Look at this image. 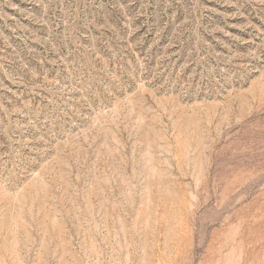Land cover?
<instances>
[{"label": "rangeland", "instance_id": "1", "mask_svg": "<svg viewBox=\"0 0 264 264\" xmlns=\"http://www.w3.org/2000/svg\"><path fill=\"white\" fill-rule=\"evenodd\" d=\"M0 264H264V0H0Z\"/></svg>", "mask_w": 264, "mask_h": 264}]
</instances>
